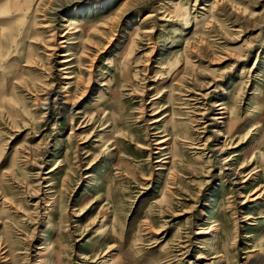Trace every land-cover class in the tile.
Masks as SVG:
<instances>
[{
	"label": "rangeland",
	"instance_id": "obj_1",
	"mask_svg": "<svg viewBox=\"0 0 264 264\" xmlns=\"http://www.w3.org/2000/svg\"><path fill=\"white\" fill-rule=\"evenodd\" d=\"M0 264H264V0H0Z\"/></svg>",
	"mask_w": 264,
	"mask_h": 264
},
{
	"label": "bare ground",
	"instance_id": "obj_2",
	"mask_svg": "<svg viewBox=\"0 0 264 264\" xmlns=\"http://www.w3.org/2000/svg\"><path fill=\"white\" fill-rule=\"evenodd\" d=\"M66 78H67V77H66ZM66 78H65V79H66ZM221 109H222V108H221Z\"/></svg>",
	"mask_w": 264,
	"mask_h": 264
}]
</instances>
